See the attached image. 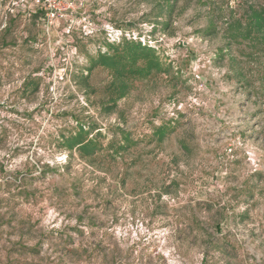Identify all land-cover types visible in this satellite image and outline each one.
<instances>
[{
  "label": "rangeland",
  "instance_id": "374dc122",
  "mask_svg": "<svg viewBox=\"0 0 264 264\" xmlns=\"http://www.w3.org/2000/svg\"><path fill=\"white\" fill-rule=\"evenodd\" d=\"M259 10L73 0L48 21L0 0V264H264ZM128 40L159 68L98 62ZM80 126L90 154L67 141Z\"/></svg>",
  "mask_w": 264,
  "mask_h": 264
},
{
  "label": "trees",
  "instance_id": "16d2710c",
  "mask_svg": "<svg viewBox=\"0 0 264 264\" xmlns=\"http://www.w3.org/2000/svg\"><path fill=\"white\" fill-rule=\"evenodd\" d=\"M251 29L258 30L260 40L264 44V10L251 13L249 21ZM249 28V29H250ZM122 50L116 51L117 47L113 46V51H105L98 54V62L104 66H108L116 78H124L129 76H144L152 69L159 68V59L155 55L153 47L146 44L142 45L139 41L128 40L122 45ZM139 56H143L144 63L138 64ZM120 95L125 93L127 85L121 81L118 85ZM163 127L158 129L160 136L164 134ZM85 129L80 126L78 132L67 137L70 147L75 146L79 151L90 154L96 148V138H87L84 136Z\"/></svg>",
  "mask_w": 264,
  "mask_h": 264
},
{
  "label": "built area",
  "instance_id": "2783aa9c",
  "mask_svg": "<svg viewBox=\"0 0 264 264\" xmlns=\"http://www.w3.org/2000/svg\"><path fill=\"white\" fill-rule=\"evenodd\" d=\"M36 6L42 8L48 21L64 19L72 9L73 0H33Z\"/></svg>",
  "mask_w": 264,
  "mask_h": 264
}]
</instances>
